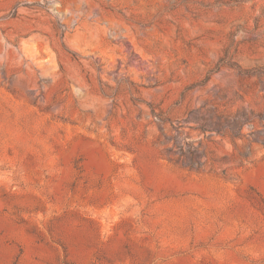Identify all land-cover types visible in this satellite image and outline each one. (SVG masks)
<instances>
[{
	"label": "rangeland",
	"instance_id": "1",
	"mask_svg": "<svg viewBox=\"0 0 264 264\" xmlns=\"http://www.w3.org/2000/svg\"><path fill=\"white\" fill-rule=\"evenodd\" d=\"M0 264H264V0H0Z\"/></svg>",
	"mask_w": 264,
	"mask_h": 264
}]
</instances>
